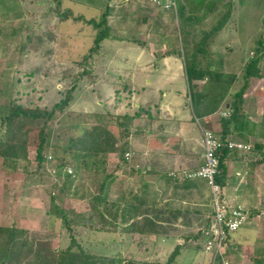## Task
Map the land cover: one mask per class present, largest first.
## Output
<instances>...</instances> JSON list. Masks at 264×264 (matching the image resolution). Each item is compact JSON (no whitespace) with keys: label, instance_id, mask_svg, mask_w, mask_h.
Wrapping results in <instances>:
<instances>
[{"label":"rangeland","instance_id":"obj_1","mask_svg":"<svg viewBox=\"0 0 264 264\" xmlns=\"http://www.w3.org/2000/svg\"><path fill=\"white\" fill-rule=\"evenodd\" d=\"M51 4L49 0H0V112L5 110L10 99L33 108H48L62 99L63 92L73 81L72 78H62L63 70L71 68L73 62L80 59V55L92 42V33L88 27L66 22L58 27V31L69 38L68 49L55 47L52 61L41 55L46 44L38 55H23L20 49L22 41L31 32L56 27L57 19L53 15H44ZM109 4L114 6V11L107 18L109 36L92 60L93 70L98 73L100 81L97 86H88L76 93L66 112H57L49 123L45 135L51 163L44 169H39L33 160V149H30L29 159L19 161L15 169L0 158V226L16 224L29 231L31 241L47 243L52 249H66L71 234L58 217L52 220L49 213L58 207L70 218L89 210L86 199L74 198L75 191L83 184L84 187L79 192L84 194L90 191L95 194L102 178L100 174L95 175L84 168L81 173H77L72 183L56 176L55 168L59 164L66 166L68 173L74 171L75 174L78 171L80 163L74 161L66 144L70 136L79 135L84 127L99 129L119 146L127 143L126 151L131 153L126 163L119 159L116 152L108 153L105 157V174H113L116 179L108 191L109 202L116 200L123 204L128 199L129 190L132 194L130 193L128 200L133 199L137 204L146 203L159 209L173 207L174 200L172 201L170 194L175 191L180 193V190L174 189L175 187L172 189L166 182H162L160 187L153 186L152 178L147 179L148 183L143 188L141 172L151 173L148 168L153 166V156H157L158 150L160 152L166 149L162 143L166 138L169 144L175 143V140L185 144L192 138L194 142L189 147L194 146L193 149H200L203 154L202 140L201 147L199 146L201 133L191 108L181 58L176 18L145 0H109ZM63 6L75 13L80 12L87 18L99 17L106 8L104 0H66ZM213 22V17L208 18L205 26L210 27ZM259 41H262L263 57L259 69L264 79V0H235L229 23L218 33L212 44L215 52L231 60L227 72L235 73L238 77L226 98L224 108L243 87V69L250 58L255 56ZM250 81L251 85L261 82L255 78ZM203 86L204 82H199L198 90ZM92 88H97L98 95L92 93ZM141 105L151 107L152 116H156V127L153 128L156 132L153 134L149 130L147 133L145 130L142 134L134 131L129 140H121L120 128L116 125L117 116L133 113ZM225 114L222 109L215 117V122H219ZM247 118L253 125L250 116ZM137 122L136 120L134 124ZM205 126L215 132L216 127L212 123ZM2 129L0 126V134ZM257 131L264 133L261 127ZM229 139L250 147L255 144L264 146V139L256 137L232 136ZM255 154L252 151L245 160H231L227 163L231 171L240 172L245 177L230 183L226 189L227 196H232L236 191L247 195V200H242L253 218L248 220V228L246 225L242 226V229H246H241L237 237L240 239L249 236L251 230L256 233L258 240L255 246L245 244L247 248H243L241 242L235 245L230 239L223 250L231 264H264V163L256 165ZM138 162L142 168L137 167ZM101 169L100 172H103ZM169 175L173 177L174 174ZM255 182L260 191L258 201L254 199L252 192ZM203 184L206 187L205 181ZM152 190H155V195ZM156 190H161L162 193L158 194ZM123 195L125 198L122 199ZM228 199L230 205L236 204L231 198ZM175 200L186 201L189 204L187 208L194 210V213L199 208L192 205L194 202H190L188 195L175 196ZM210 212L212 215L213 210L210 209ZM139 222L141 234L136 238L120 229L112 233L91 231L76 235L79 228L74 224L70 226L84 250L96 255L165 264L177 245L191 244L190 248L181 251L177 262L211 264V256L204 248L203 238L194 240L190 236L203 228L206 219L200 226L191 221L192 225L185 222V226L177 227L174 225L177 223L158 222L154 214H151L141 217ZM180 235L184 237L181 238ZM243 249L248 253L243 254ZM256 256H262L258 259L261 263H256Z\"/></svg>","mask_w":264,"mask_h":264},{"label":"trees","instance_id":"obj_2","mask_svg":"<svg viewBox=\"0 0 264 264\" xmlns=\"http://www.w3.org/2000/svg\"><path fill=\"white\" fill-rule=\"evenodd\" d=\"M49 1L52 4L44 15L47 17L53 15L57 19L56 27L51 30H46L45 27L40 29L41 32H31L27 36L28 38H24L22 41L20 49L23 55L26 53L38 55L46 44L41 55L47 56L52 61V51L55 47L61 50L68 49L69 38H66L58 31V27L60 28V25L66 22H71L74 25L83 24L85 27H88L92 33V42L86 51L80 55V59L73 62L71 68L68 69L67 67L63 70L61 74L62 78H72L73 81L66 91L63 92L64 96L62 99L48 108L23 106L10 99L5 110L0 112V126L3 127L0 134V158L6 163H10L12 169H15L19 161L29 159L30 149L34 151L33 160L36 162L38 168L44 169L45 166L47 167L52 161L48 157L50 155L45 135V130L48 128L49 123L57 112H66L70 103L75 99L76 93L82 92L88 86L91 87L95 84L97 86L100 81L98 73L93 70L92 60L100 52L103 41L109 36L110 27L108 26L107 18L114 11V6L109 4V0H104L106 7L104 12L99 17L87 18L80 12L75 13L73 10L65 8L63 5L66 3V0ZM234 1L176 0V9L168 11L177 21V31L181 44V58L183 59L194 118L211 117L222 109L227 114L220 118L218 127L214 129L217 134L211 130L219 137L222 143L217 153L219 167L215 176L216 184L222 188L227 183L228 161L245 160L253 151L260 156L253 155L255 164L264 163V146L262 144H255L249 151L228 147L229 142H236L229 139L232 136H237L238 138L254 136L258 139H264V133L259 134L256 132L255 134L252 131L250 122L247 120V115L243 111L242 106V96L248 87L249 80L251 78L262 79L261 70L259 69V63L263 58L262 41L258 42L255 56L251 57L249 62L245 64L243 69V87L233 95V101L229 102L226 108H224L226 98L231 88L238 81V77L235 73L227 72L231 60L223 54L215 52L212 49V44L218 33L229 23ZM238 1L243 2V0ZM221 7L223 8L221 9ZM212 17L214 19L212 26L206 27L205 21ZM52 44L54 46H51ZM199 82H204V86L200 90H198ZM91 91L96 95L99 93L97 88H92ZM115 103L116 101L114 100V107L117 106ZM145 115H148V117L146 118ZM154 119H156V116H152L151 107L148 105L144 107L141 105L130 114H120L117 116L116 125L120 128L121 140H129L131 133L134 131L142 132L146 130L148 132L152 130L155 124ZM121 120H124L126 123H122ZM136 120L138 122L134 124ZM163 142L167 150H169L168 152L172 154L177 152L180 145V141L178 140L170 144L167 139ZM126 148L127 143L126 145L119 146L117 142H113L112 139H109V136L96 128L84 127L79 135L70 136L66 149L72 152L74 161L78 162V164L80 163V167H78V171L74 174V171L68 173L66 166L59 164L55 168L57 170L56 176L59 179H65L66 182L72 183L73 179L77 177V173H81L82 168L91 171L95 175L100 174L102 176L95 194L90 191H86L84 194L79 192L84 187L81 183V188L77 187L75 191L74 198L79 200L86 199L89 203V210L79 212L70 218L58 207L55 208L54 212L49 213L52 220L59 218L63 226L67 227L68 232L71 234L69 246L64 250L59 248L52 249L47 243L43 244L31 241L29 231L19 228L16 224L0 226V264H149L136 259H120L115 256L96 255L87 252L78 243L76 238V235H80L82 232L112 233L117 232L118 229L136 238L141 234L139 222L141 217L154 214L156 221L167 224H174L179 219H182L184 213L181 211L159 210L146 203L137 204L133 199L128 200L131 196V191L129 190H127L128 201H123V204L116 200L108 201V191L116 179L113 174H105V168H103L106 164L105 157L108 153L116 152L120 157L119 159L126 163L128 160L126 154L129 153L126 151ZM100 169L103 172H100ZM187 175V179H202L188 178ZM178 177V174H174L172 178ZM204 180L207 183L209 196L211 197L208 181ZM123 198H125L124 195L122 196ZM226 200L228 201L227 198ZM235 205L242 206L247 216L249 218L252 217L243 205L238 203ZM213 220L214 214L206 220L201 230L195 235H190L192 239L198 240L203 238L206 243L210 239L206 236V232ZM71 224L79 228L76 235L71 230ZM232 236L233 234L228 236L226 241L228 242ZM190 246L191 244L177 245L165 264H179L177 260L181 251L190 248ZM208 254L211 256V264H223L224 260H227L225 257L226 253L217 259H213L211 253Z\"/></svg>","mask_w":264,"mask_h":264},{"label":"crops","instance_id":"obj_3","mask_svg":"<svg viewBox=\"0 0 264 264\" xmlns=\"http://www.w3.org/2000/svg\"><path fill=\"white\" fill-rule=\"evenodd\" d=\"M81 3L88 5V3H84V2H81ZM255 79H257L261 82H259L260 84L256 83L254 85H251V83H250L251 81L249 80V84H248V87L246 89V90H248V92L245 91L243 96H242V99H243L242 106H243V111H245L246 115L248 117L250 116V118L252 119L253 125L252 124H250V125L252 128V131L256 134V132H258L257 130L258 129L260 130V127L264 129V79H259V78H255ZM218 114L219 113H217L211 117H206V118H202V119H196L195 118L197 120L196 123H197L199 130H200V133H201L200 139H199V146L200 147H201V140H202L201 139L202 129L203 128L209 129L205 125L210 124V123H212V125L217 128L218 122H215V117H217ZM262 117H263V119H262ZM216 119H218V118H216ZM204 123H205V125H204ZM154 127H156V126L153 125L152 128H154ZM176 130H177V128H176ZM142 132H138V133H142ZM154 132H156V130L152 129L151 133L154 134ZM144 133H145V131H144ZM250 137H254V136H250ZM191 142H194L192 140V138H191V140L186 141L185 144L180 141L179 148H178L177 152H175L174 154L169 153L168 152L169 150H167V147L165 146L164 142H162L163 146H165L166 149L163 151H160V152L158 150L157 156L156 155L153 156V161H152L153 166L148 168V170H150L151 173L148 174L146 172L144 173V171L141 172V174L143 175V176H141V177H143L142 178L143 188H145V186L148 183L147 179L149 180V178H152V180H154L153 186L155 185V186L160 187V185H163L162 182H164V183L166 182L168 185L171 186L172 189L175 187L174 189L180 190V193L177 191H175V193L172 192V194L169 193L170 195H172L171 196L172 201L173 200L175 201V203L173 201V205H172L173 207H166L163 209L157 208L159 210H169V211L176 210V211H181L182 213H184L182 216V219H184V221H182L183 224L180 223L182 219H179L177 224H174L177 227L185 226V222L192 225L191 221L194 222L195 225L200 226L204 219L207 220V218L210 217V215H211L210 209L213 210V208L211 206L210 198H209L208 186L206 185V187H205V185L203 184V181H205V180H202V179H192L191 180V179L186 178V175L188 173H191V172L198 170L203 163V161H202V150L193 149L194 146L189 147V146H191ZM185 146L187 148H185ZM137 164H138L137 167L140 168L141 167L140 162H138ZM151 168H153V169H151ZM164 168H166V170ZM175 172L178 174L179 177L178 178L170 177L169 174L170 173L175 174ZM244 178L245 177L243 174H241L240 172L231 171L227 165V183L224 186V194H225L227 199L231 198V200H234L235 203L243 205L245 207V209L249 211V208L246 207V203H244L245 201L242 200V199L247 200V199H245L247 195L246 196L242 195L241 191H236V193L233 192L232 196H227V190H226L227 187L230 185V183H232L233 180L244 179ZM255 185L252 186V192L255 195L254 199L256 201H258V196L260 194V191H259V189H257V186H258L257 182H255ZM152 193H153V195H155V190L154 191L152 190ZM156 193L159 194L162 192H161V190H159V192L156 190ZM182 194L186 195V196L188 195L190 197V200H191L190 202H194V204H192V205L199 207L196 209L195 213L193 212L194 210L191 211V209L187 208V206L189 204H187L186 201L175 200V196H183ZM252 219H253L252 217L249 218V221H251ZM248 224H250V222L245 224L247 228L249 227V226H247ZM243 229H246V228H243ZM243 229L241 231H243ZM240 230L238 232H240ZM238 232L233 234L232 238H230L234 241L235 245H239L238 243L241 242L242 245H244L243 248H247V247H245L246 246L245 244L255 246V244L258 243L255 232H251V230H250L249 236H245V237L240 238V239H238V237H237ZM180 236H181V238L184 237L182 235H180ZM242 253L246 254L248 252L243 249ZM261 258H262V256H256L255 261H258V259H261ZM258 263H261V261H258Z\"/></svg>","mask_w":264,"mask_h":264},{"label":"built area","instance_id":"obj_4","mask_svg":"<svg viewBox=\"0 0 264 264\" xmlns=\"http://www.w3.org/2000/svg\"><path fill=\"white\" fill-rule=\"evenodd\" d=\"M149 4L163 11L176 9V0H145ZM222 143L211 130L202 129V147H203V165L195 172L189 173L188 178H202L208 181L211 189V206L213 208L214 220L206 232L210 239L205 243V250L213 255V259L223 256L225 253L223 246L226 247L228 236L238 232L244 226L249 217L240 205H230L226 200L224 188L215 182V176L219 167L218 150ZM228 147L231 149L249 151L250 146L229 142ZM131 154L127 153L128 158ZM51 159V157H49ZM71 173V171H69ZM214 262V261H213ZM223 264H231L224 260Z\"/></svg>","mask_w":264,"mask_h":264}]
</instances>
